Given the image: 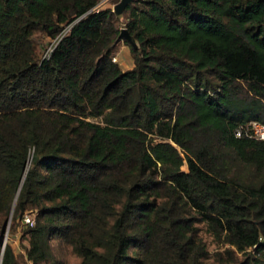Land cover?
Returning a JSON list of instances; mask_svg holds the SVG:
<instances>
[{"label":"trees","instance_id":"16d2710c","mask_svg":"<svg viewBox=\"0 0 264 264\" xmlns=\"http://www.w3.org/2000/svg\"><path fill=\"white\" fill-rule=\"evenodd\" d=\"M97 1L0 0V211L24 171L26 257L63 264L58 235L79 264H200L204 219L233 264H264V139L235 133L264 122V0H131L136 45ZM69 23L39 58L35 33Z\"/></svg>","mask_w":264,"mask_h":264},{"label":"rangeland","instance_id":"374dc122","mask_svg":"<svg viewBox=\"0 0 264 264\" xmlns=\"http://www.w3.org/2000/svg\"><path fill=\"white\" fill-rule=\"evenodd\" d=\"M117 0H106L103 7L111 6L112 2ZM126 13H121L117 21L119 28L126 26ZM120 31V30H119ZM36 49L39 58L44 55L51 43V38L43 35L41 32L35 33ZM116 60L119 62L122 68L130 66L132 63V52L129 45L124 42L122 38L116 40L114 51ZM99 118V117H96ZM182 167L188 169L187 163L185 162ZM35 217L36 209H29L25 211ZM8 213L0 211V235H2V241L8 240L12 245L16 254V264H34L26 257V245L27 239L23 234L26 224L22 222L21 217H12L10 215L9 220L5 223V219ZM197 227V233L202 237L208 248V254L201 258L200 264H233L231 253L226 249L231 246L230 243L226 242L223 238L216 235L209 226V223L204 219H199L194 222ZM50 246L55 259L63 261V264H79L81 257L76 254L71 245L64 241L58 235H52L49 239ZM222 251V255L218 253ZM238 259L244 257V253L236 251Z\"/></svg>","mask_w":264,"mask_h":264},{"label":"built area","instance_id":"2783aa9c","mask_svg":"<svg viewBox=\"0 0 264 264\" xmlns=\"http://www.w3.org/2000/svg\"><path fill=\"white\" fill-rule=\"evenodd\" d=\"M105 1L106 0H98L97 3L94 5V8L99 9L100 7H103ZM115 2H112V5H114ZM69 26L70 23L66 24L59 33H57L54 37L51 38V43L44 55L49 54L53 46L57 43V41L61 38V36L68 30ZM112 59L116 60L115 55L112 56ZM235 133L237 135H242L245 133L256 138L264 139V122L257 119H252L245 123L244 122L239 123L238 126L236 127ZM21 220L25 224L32 225L35 221V217L27 212H24L21 216ZM260 239L264 240V235H261Z\"/></svg>","mask_w":264,"mask_h":264},{"label":"water","instance_id":"95a60500","mask_svg":"<svg viewBox=\"0 0 264 264\" xmlns=\"http://www.w3.org/2000/svg\"><path fill=\"white\" fill-rule=\"evenodd\" d=\"M131 0H117L114 5H113V10L116 12V13H122V11L124 10V8L126 7V5L130 2ZM119 36L122 37V38H126L131 44L133 45H136V41L133 37V35L130 33V31L128 30V28L126 26H123L120 28V31H119ZM28 162V161H27ZM26 162V165H25V168L27 166V163ZM23 175H24V171L22 173V176L20 178V182H19V185L17 187V190H16V193H15V196H14V200H13V203L9 209V212H8V215L5 219V223L9 220L10 218V215H11V212H12V209H13V205H14V202H15V199L17 197V193H18V190L20 188V184H21V181H22V178H23ZM1 239H2V235H0ZM3 240V239H2Z\"/></svg>","mask_w":264,"mask_h":264},{"label":"crops","instance_id":"0c3cea01","mask_svg":"<svg viewBox=\"0 0 264 264\" xmlns=\"http://www.w3.org/2000/svg\"><path fill=\"white\" fill-rule=\"evenodd\" d=\"M133 64V60H132V63L130 64V66ZM129 67V66H128Z\"/></svg>","mask_w":264,"mask_h":264},{"label":"bare ground","instance_id":"6f19581e","mask_svg":"<svg viewBox=\"0 0 264 264\" xmlns=\"http://www.w3.org/2000/svg\"><path fill=\"white\" fill-rule=\"evenodd\" d=\"M29 161H30V160H29ZM29 161H28V162H29Z\"/></svg>","mask_w":264,"mask_h":264}]
</instances>
